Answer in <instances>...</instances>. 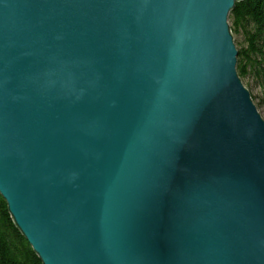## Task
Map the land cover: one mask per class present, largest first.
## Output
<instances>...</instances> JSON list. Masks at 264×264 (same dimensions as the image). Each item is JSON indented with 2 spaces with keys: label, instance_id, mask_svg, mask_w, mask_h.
Here are the masks:
<instances>
[{
  "label": "water",
  "instance_id": "1",
  "mask_svg": "<svg viewBox=\"0 0 264 264\" xmlns=\"http://www.w3.org/2000/svg\"><path fill=\"white\" fill-rule=\"evenodd\" d=\"M245 0H0V194L43 264H264Z\"/></svg>",
  "mask_w": 264,
  "mask_h": 264
},
{
  "label": "trees",
  "instance_id": "2",
  "mask_svg": "<svg viewBox=\"0 0 264 264\" xmlns=\"http://www.w3.org/2000/svg\"><path fill=\"white\" fill-rule=\"evenodd\" d=\"M230 24L239 50V76L260 90V97L251 93L257 107L264 108V0L237 3L230 15ZM0 264H43L16 227L1 194Z\"/></svg>",
  "mask_w": 264,
  "mask_h": 264
},
{
  "label": "rangeland",
  "instance_id": "3",
  "mask_svg": "<svg viewBox=\"0 0 264 264\" xmlns=\"http://www.w3.org/2000/svg\"><path fill=\"white\" fill-rule=\"evenodd\" d=\"M235 37V36H234ZM239 41V39H238ZM235 43L237 45V39L235 38ZM245 86L250 90L252 91V93L255 95V96H261V93H260V90L258 88H254L253 85H252V82L251 81H243ZM249 85V86H248ZM256 104V103H255ZM259 109V112L261 113L262 117L264 118V108H258Z\"/></svg>",
  "mask_w": 264,
  "mask_h": 264
}]
</instances>
